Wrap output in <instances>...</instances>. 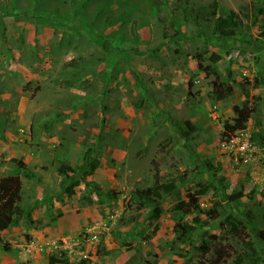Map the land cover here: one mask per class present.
I'll return each mask as SVG.
<instances>
[{"label":"rangeland","instance_id":"obj_1","mask_svg":"<svg viewBox=\"0 0 264 264\" xmlns=\"http://www.w3.org/2000/svg\"><path fill=\"white\" fill-rule=\"evenodd\" d=\"M231 12L240 32L219 36ZM206 66L232 87L226 100L212 98ZM244 90L260 109L245 129L252 139L260 117L264 139V0H0V177L12 159L30 165L0 264H208L174 228V205L200 185L201 210L252 213L264 264V142L253 138L249 165L218 155ZM156 181L172 190L158 218L133 197ZM194 215L205 219L183 221ZM203 230L225 237L218 220Z\"/></svg>","mask_w":264,"mask_h":264},{"label":"trees","instance_id":"obj_2","mask_svg":"<svg viewBox=\"0 0 264 264\" xmlns=\"http://www.w3.org/2000/svg\"><path fill=\"white\" fill-rule=\"evenodd\" d=\"M212 7L217 9V1H214ZM215 13H213L214 15ZM242 26V20L234 13L231 12L226 17L216 19V32L219 36L232 38L238 34L239 28ZM241 30V29H240ZM216 58H211L214 62ZM198 65L200 61L198 60ZM203 70L209 74L214 75L212 81V98L216 101L226 100L232 94V87L226 86L221 80V77L211 67L206 66ZM212 70V71H211ZM244 100L240 105H234L232 111L234 116L230 120V123L224 124L226 133H233L237 130L245 129L246 124L252 115L259 113V109L250 108V102L248 99V91L244 90ZM259 119L255 117L256 128L260 127ZM185 139H188L185 133L182 135ZM261 142H264L261 131L253 134V138ZM14 167V174L3 176L0 178V230H5L16 224V220L22 217L25 210L21 208V194H22V181L20 173L23 172L24 176L30 177L26 164L23 159H12L11 161ZM97 164L91 166V170L96 168ZM90 170V171H91ZM157 175V173H156ZM196 195L187 194L186 199H179L174 205L173 209L181 214L180 221H178L174 228L178 231L177 240L180 244H191L194 247V243L198 242L194 249L207 260L208 264H221L227 259H233L232 264H261L263 259L260 255V251L256 247V243L253 239L255 234V224H253L254 217L250 211L245 213V218L236 215L234 213L222 214L219 211L221 208L220 202H215L213 207L207 211H203L200 208L199 197L204 195L206 188L204 185H200ZM69 191V189H68ZM172 193L170 187L166 184L155 182V186L147 189L136 191L133 195L134 199L139 203L140 207H153V217L158 218L161 209L157 205V201L163 194ZM69 195L73 194L71 191ZM242 193L237 192L234 195L228 196V199L232 201L238 197H241ZM198 212L203 214L205 219L201 221L200 217L194 215L192 222L188 223L183 221L184 216L193 215ZM218 220V227L225 237H219L214 234H210L208 230H202L203 226L210 225L211 222ZM200 230V231H199ZM200 232V234H198ZM257 238L260 244H264V231L257 232ZM210 257L208 259L207 257ZM61 261H56L53 258L49 259L48 264H56ZM204 262V261H203ZM63 264H68L67 260L63 261ZM79 264H85L83 261Z\"/></svg>","mask_w":264,"mask_h":264},{"label":"built area","instance_id":"obj_3","mask_svg":"<svg viewBox=\"0 0 264 264\" xmlns=\"http://www.w3.org/2000/svg\"><path fill=\"white\" fill-rule=\"evenodd\" d=\"M218 153L234 165L243 166L249 165L257 156L256 146L251 139V133L248 129L226 133L219 141ZM199 204L200 206H203V202H200ZM87 234L90 233L88 232ZM91 238L95 239L96 236L91 235Z\"/></svg>","mask_w":264,"mask_h":264},{"label":"crops","instance_id":"obj_4","mask_svg":"<svg viewBox=\"0 0 264 264\" xmlns=\"http://www.w3.org/2000/svg\"><path fill=\"white\" fill-rule=\"evenodd\" d=\"M259 78V80H260V82L263 80V77H262V80H261V78L260 77H258ZM260 82H258V83H260ZM249 94V93H248ZM244 100V99H243ZM242 100V101H243ZM259 111H260V109H259ZM262 115H264V112H262ZM250 120H252V119H250ZM249 120V121H250ZM248 121V122H249ZM259 123H260V127L258 128V129H263L262 127V124H263V121L261 122V118L259 117ZM220 158H222V160L224 161V160H227L225 157H222V156H220ZM24 161V163L26 164V167L28 166H30L29 165V163H28V161L26 160V159H24L23 160ZM228 161V160H227ZM30 169V168H29ZM31 170V169H30ZM32 171V170H31ZM35 171V170H34ZM33 172V171H32ZM14 174V173H13ZM32 174V173H31ZM34 174V175H33ZM33 174H32V176L34 177V179H39L40 181H43V183L45 182V181H47V180H49V181H51L50 179H51V177H48V176H44L42 173H38V175H36L35 174V172H33ZM20 176V178H21V181H22V175H19ZM56 176H58V175H56ZM1 178V177H0ZM57 178V177H56ZM32 180H33V178H31ZM36 179V180H37Z\"/></svg>","mask_w":264,"mask_h":264},{"label":"clouds","instance_id":"obj_5","mask_svg":"<svg viewBox=\"0 0 264 264\" xmlns=\"http://www.w3.org/2000/svg\"><path fill=\"white\" fill-rule=\"evenodd\" d=\"M218 155H219V153H218ZM219 157H220V155H219ZM232 163V162H231ZM233 164V163H232ZM234 165V164H233ZM234 166H238V165H234ZM243 166V165H242ZM199 203H200V201H199Z\"/></svg>","mask_w":264,"mask_h":264}]
</instances>
